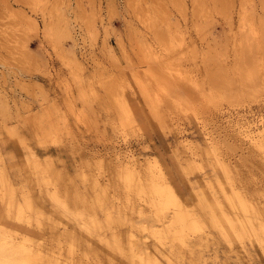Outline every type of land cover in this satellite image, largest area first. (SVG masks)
Here are the masks:
<instances>
[{
  "label": "rangeland",
  "instance_id": "1",
  "mask_svg": "<svg viewBox=\"0 0 264 264\" xmlns=\"http://www.w3.org/2000/svg\"><path fill=\"white\" fill-rule=\"evenodd\" d=\"M262 129L264 0H0V264H264L258 215L236 194L264 208V150H251ZM189 142L235 144L222 156L236 175ZM96 158L158 159L201 229L177 235L173 207L140 213L123 184L130 197L97 198L78 165ZM213 199H227L243 242L214 207L226 234L213 223Z\"/></svg>",
  "mask_w": 264,
  "mask_h": 264
},
{
  "label": "bare ground",
  "instance_id": "2",
  "mask_svg": "<svg viewBox=\"0 0 264 264\" xmlns=\"http://www.w3.org/2000/svg\"><path fill=\"white\" fill-rule=\"evenodd\" d=\"M119 94H118V96L121 97V95H119ZM117 97L115 98L116 99L115 102L118 105V107L120 108V111L122 109V112L124 111L125 114L131 116L132 113L130 112V108H129L128 104L126 103V101L123 100V99L120 100ZM130 118H132V117H130ZM121 120H122V118H121ZM127 120L129 121L130 119H127ZM261 131H262V133H259V134H257L255 136L257 138H256V140H254V144H252V148L253 149H251L253 152L259 151V150H264V129H262ZM233 137H235L234 139H236L235 135ZM189 143H191V144L187 143L188 144L187 148H189L192 151L190 155L191 156H195L194 158L201 157L200 155H202V154H207V151L209 150V149L206 150L204 147H200L199 144H194L193 142H189ZM222 144H225V143H222ZM222 144L220 145V144H213L212 143L211 149L209 151L212 153L213 157L215 158L214 160H216L217 165H219L224 170H226L228 172H231L232 176L231 177L230 176L227 177L228 180H231L232 177L236 175V171L237 170H235L236 166L233 165L232 162H230L227 159L223 158V156H222V154H223ZM223 147H224L223 150L226 149L227 152L233 151L234 149L237 148L235 146V144H233V143H232V145L228 144V145H224ZM101 159H97V158L96 159H88V160H84V161H81V162L78 163L79 169H80L79 174L82 175L87 181L89 180L88 182H90V187L92 188V191L94 190V188L97 189L95 191V193H94V194L97 193V195H96L97 198H100L99 197L100 195L105 196L107 193L110 194L112 190L114 191L113 193L117 192L118 190H121L119 192H122L128 198V194L129 193L127 191H130L136 197L138 196V199H139V197L142 199V203L143 204L137 203V205H136V208H139V207H140L139 209L142 208L141 211H138L140 213H142V211H146V209H144L146 204H150L153 207H155V206H161V207H167V208L170 207V206L173 207L174 210L172 212V217H171L172 218V221H171L172 223L170 225H173V224L181 225V227H180L181 230L177 231V233H176L177 235L180 234L183 231V229H185V228H190V230L192 232H197V231H199L201 229V224L197 220H195L193 217H191L192 214H190L188 212V210H186L185 204L180 199V197H179L177 191L175 190V188L169 182V180H168V178H167V176H166V174H165V172H164V170L162 168V165H161V163H160V161L158 159H156V158H154V159L146 158V159H144L142 161L136 159V160H128L127 162H125V160H124V163H122V164L120 163V165L113 164V162L112 163L108 162V161L106 162L105 158H104V160H101ZM202 162L197 163L195 161L194 163H197L198 165H200V164L202 165ZM194 163H193V165H191L192 167H194L196 169H201L202 168V167L195 166ZM89 167L92 168L91 170L97 171V173L99 175H101L102 177H100L99 179H96V180H93L91 178L89 179L88 177H86V176H88L86 174V172H87V169H90ZM187 169H186V167L183 168V170L188 173ZM59 170H61V169H58V168H56L53 165H51V166L47 165L46 166V171H50L51 173H53L54 174L53 176L55 177V179L62 186H67V185L72 186L73 185L72 179H70L69 182H67L68 180L64 181L63 179H61L60 178L61 174L59 173ZM61 177H62V175H61ZM63 178H65V177H63ZM90 180H92V181H90ZM122 181L125 184L122 183ZM5 182H6L5 186H7V188L9 189L11 187V185L9 184V182H7V181H5ZM210 182H212V181H210ZM210 182L206 184V186H208L210 189L214 190V189L219 188L218 187L219 184L216 185V183H210ZM121 184H123V186H125V189H127L126 192H125L124 189L121 188V186H122ZM75 191H76L75 192L76 194H74L75 197L77 199H79L81 202H86L85 195H83L81 192H77V190H75ZM0 193H3V195L6 196V197L8 196L7 194H5L2 191L1 187H0ZM6 193H7V191H6ZM116 194L118 195V193H116ZM123 194H122V196H123ZM130 194H129V197H130ZM236 194L238 195L237 196L238 197L237 198L238 204H239L241 210L245 213L246 216H248L249 214H252V213H256L258 215L257 219H255V220H249V218L248 217L247 218H248L249 223H250V225L252 227V230H253V232L255 234L256 240L259 243L262 252H264V219L260 218V217H264V208L258 207L257 203H254L250 199L245 198V196L240 198V194H238V193H236ZM118 197H120V195ZM133 197L134 196H132V201H133ZM11 198H10V200H11ZM120 200H124V198L122 199V197H121ZM226 200L227 199H225V201ZM225 201H223L221 203L220 201H217L216 199H213V202H211L213 206H211V203L207 202L208 205H209V208H211L210 211H211V214H212L211 215L212 216V221L219 228V230L222 233V235L226 234L225 230H226V228L229 227L230 230L232 231V233L240 240V242H243V240L246 238V236H245V233H244V231L242 229V225H241V223L239 222V220L237 218L232 216L231 213L228 214V213L225 212L224 208H227V206H228ZM126 202L124 200L121 203L122 204L121 207L123 205H125ZM128 204H131V201H129ZM119 206H120V204H119ZM126 206H129V205H126ZM213 207L215 209L221 211V214L218 213V215L220 214L221 215V216L219 215L220 218H222L223 221H225L227 223V225H228V227L226 226L225 230L221 227L224 224H222V225L220 224L222 219H220L221 221L219 220V218H218L219 216H217L215 214L216 212H214ZM126 208H125V210L128 209V208L127 209ZM107 220H109V221L111 220V216L110 215H107ZM227 231H229V230L227 229ZM232 233H230V234L232 235ZM230 234L228 232V235H230ZM177 235H174L173 238L179 240L182 244L183 243L185 244V242L182 240L184 235H182V237H181V235L180 236H177ZM204 236H205V234H204ZM229 237H227V238H229ZM199 239L203 240L204 237H201V235H200ZM226 241H228V239ZM227 243L229 244V242H227ZM185 245H187V244H185ZM231 246H233V245H231ZM153 258H155V257L153 256ZM147 264H153V263H151L150 261H147Z\"/></svg>",
  "mask_w": 264,
  "mask_h": 264
}]
</instances>
